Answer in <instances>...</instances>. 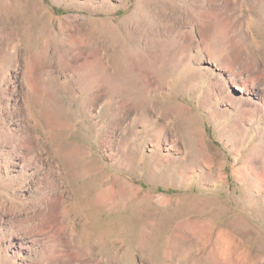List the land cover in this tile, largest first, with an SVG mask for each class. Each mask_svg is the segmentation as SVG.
<instances>
[{"label":"rangeland","instance_id":"374dc122","mask_svg":"<svg viewBox=\"0 0 264 264\" xmlns=\"http://www.w3.org/2000/svg\"><path fill=\"white\" fill-rule=\"evenodd\" d=\"M234 263L264 264V0H0V264Z\"/></svg>","mask_w":264,"mask_h":264},{"label":"bare ground","instance_id":"6f19581e","mask_svg":"<svg viewBox=\"0 0 264 264\" xmlns=\"http://www.w3.org/2000/svg\"><path fill=\"white\" fill-rule=\"evenodd\" d=\"M194 24V23H193ZM161 57V56H160ZM148 59V58H147ZM154 71V70H153ZM122 90V89H121ZM238 258V257H237ZM241 258H242V256H241ZM244 260V259H243ZM235 264V263H234Z\"/></svg>","mask_w":264,"mask_h":264}]
</instances>
